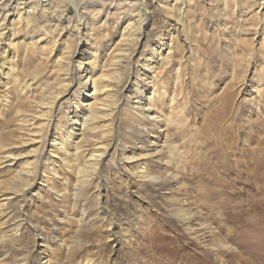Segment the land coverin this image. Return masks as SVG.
Wrapping results in <instances>:
<instances>
[{
  "label": "rangeland",
  "instance_id": "374dc122",
  "mask_svg": "<svg viewBox=\"0 0 264 264\" xmlns=\"http://www.w3.org/2000/svg\"><path fill=\"white\" fill-rule=\"evenodd\" d=\"M0 33V264H264V0H27Z\"/></svg>",
  "mask_w": 264,
  "mask_h": 264
},
{
  "label": "bare ground",
  "instance_id": "6f19581e",
  "mask_svg": "<svg viewBox=\"0 0 264 264\" xmlns=\"http://www.w3.org/2000/svg\"><path fill=\"white\" fill-rule=\"evenodd\" d=\"M35 1L40 3V0H35ZM19 3L26 4L27 0H0V16L3 17V20L6 19L8 13L12 10V8L16 7ZM82 20L83 19L80 18V21H82ZM85 123H86V121L83 122V126L85 125ZM54 144H56V139L53 140V143H51V146L54 145ZM3 196H4V198H3L4 202L9 199L7 194H4ZM205 227H207V225H203L202 224V226L200 228H205Z\"/></svg>",
  "mask_w": 264,
  "mask_h": 264
}]
</instances>
